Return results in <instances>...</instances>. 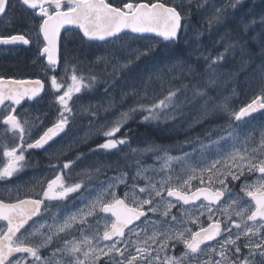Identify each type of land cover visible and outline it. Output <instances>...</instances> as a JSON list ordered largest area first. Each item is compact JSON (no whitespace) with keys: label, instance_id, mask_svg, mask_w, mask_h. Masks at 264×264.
Listing matches in <instances>:
<instances>
[{"label":"snow or ice","instance_id":"snow-or-ice-1","mask_svg":"<svg viewBox=\"0 0 264 264\" xmlns=\"http://www.w3.org/2000/svg\"><path fill=\"white\" fill-rule=\"evenodd\" d=\"M16 3L20 6L19 13ZM16 3L0 0V16L9 17L10 23L21 27L15 34H0V45H36L34 63L46 61L43 70L55 97L57 113L47 127L44 126L47 113L34 117L26 113L21 118L17 106L40 99L46 81L0 75V125L18 140L11 147L0 143L3 158L0 180L23 172L28 166L26 151L45 149L61 136H68L78 118L89 120L83 126L88 131L84 136L74 137L66 150L102 137L103 142L89 150L93 154L118 152L124 146L130 148L127 133L117 136L137 114L144 122L175 123L184 119L186 107L200 104L204 120L224 114L228 124L207 130L203 135L208 143L199 137L186 140L184 143L192 151H182L180 155H170V149L162 146L130 148L131 154L139 156L162 153L156 156L161 161L159 168L144 166L137 159L133 176L129 177L117 166V175L98 180L113 166L96 162L95 167L83 173L87 181L67 185L61 173L41 189L42 198L17 196L10 202L0 199V221L5 222L0 227V264H264V125L259 126L258 141L253 134L255 128L252 132L243 130L255 113L264 111V31L251 34L253 26L264 27V12L258 21L252 17L242 28L227 29L215 42L222 45L223 51L215 56L197 57L205 64L200 83L173 87L178 80L197 76V67L190 57L176 55L173 49L185 41L193 10H204L209 0H119L118 3L115 0H16ZM241 6L242 0H228L219 8L213 6L212 14L206 18L209 30L226 27L229 10L236 11ZM72 26L81 34V41H102L111 46L105 55L96 56L93 61L95 65H103L98 73L77 74V64L71 63L77 57L72 55L74 50H67L70 37H63L65 51H61L62 30L68 32ZM148 33L155 34L159 40L131 47L137 39L144 38L139 34ZM202 35L197 30L194 39L199 41ZM160 43L162 48H158ZM251 44L259 51L254 52ZM229 56L234 64L224 71ZM142 58L154 61L152 69L146 76L139 75L137 83L128 85L127 76ZM62 59L64 74L58 77L55 73ZM49 72L53 74L48 76ZM241 75H246L244 83L249 86L253 80L257 81L258 94L238 110L231 107L230 97H225L223 103H215L209 92L218 86L221 78L239 85ZM121 80L129 90L122 88L117 100L111 90ZM97 85L104 87L106 100L80 104L75 110L74 97L79 99ZM128 99H133V105L120 112L110 126L108 122L93 123L101 111L116 109ZM34 132L39 134L27 142ZM213 132L217 133L215 139ZM196 154L199 158L194 160ZM210 155L215 158L209 159ZM74 163H64L63 169ZM251 176L257 178L249 182ZM94 178L98 185L89 192H95V196L84 208L65 216L59 223H56L59 216L52 217L53 224L39 222L43 214L51 215L45 201H64L71 194L87 189ZM237 182H240L239 193L235 191ZM121 186L128 189L123 196L116 191ZM16 191L19 193L20 189ZM173 209L178 212L174 213ZM89 218L92 224L88 223ZM73 229L79 232L78 237ZM69 235L72 238L66 239ZM37 239L38 243L32 242ZM57 241L62 243L54 246ZM178 246L183 250L177 255ZM49 248L52 249L49 255L43 256L42 250Z\"/></svg>","mask_w":264,"mask_h":264},{"label":"flooded vegetation","instance_id":"flooded-vegetation-1","mask_svg":"<svg viewBox=\"0 0 264 264\" xmlns=\"http://www.w3.org/2000/svg\"><path fill=\"white\" fill-rule=\"evenodd\" d=\"M245 1V0H243ZM13 3H16V0H13ZM17 13L20 11V6L16 3ZM31 15V13H29ZM37 23L39 21L37 20ZM21 27L19 24H13L9 22V17L0 16V34H15L17 31H20ZM73 29H70L68 32L62 31V40H61V51H65L63 37H70ZM76 30V29H74ZM42 39V37H41ZM91 43V42H90ZM96 43V42H95ZM70 42H67V50L70 51L72 47L69 46ZM77 51V50H76ZM36 45H12L4 46L0 45V75H3L6 78H15V79H45V91L41 94V98L35 102L25 101L22 102L20 106H17V113L24 118L27 113L29 117H34L47 113L45 119V127L50 125V122L56 118L57 105L54 103V100H42L47 96L49 82L46 80L45 76L42 74L41 61L36 60ZM30 58V62H27V59ZM45 61V60H44ZM46 63V61H45ZM250 102V100L248 101ZM247 102V103H248ZM245 103V104H247ZM75 104H77L75 102ZM244 104V105H245ZM243 105V106H244ZM75 109V108H74ZM264 114V111L255 113L253 118L260 117ZM2 118V117H0ZM86 119H77L76 124L84 125ZM74 128V127H73ZM42 131V129L40 130ZM72 131L68 136H61L56 140L55 143H52L50 146L45 149H33L25 152L26 159L28 161V166L26 169L21 172L19 175L14 176L8 180H0V199H5L6 202L14 201L17 196L20 199L30 197L33 199L42 198V188H46L47 182L51 179H54L57 174H63L64 182L67 185L74 184V164L69 169H63V164L68 161L77 162V166L83 165L82 167L88 169V159H86L89 153V143L86 145H79L72 150L64 149V143L69 141V137L72 135ZM39 132H34L31 139H28L27 142H32V139H35ZM215 139V138H213ZM18 140L12 138L11 133L2 125H0V143H6L8 146H14ZM85 154L82 158L77 159L80 154ZM181 154V153H180ZM76 158V160H75ZM3 158L0 154V166H2ZM254 176L249 177L253 178ZM81 178H84L82 176ZM240 183V182H237ZM19 188L20 191L17 193L16 189ZM236 188L239 186L236 184ZM8 190H11L9 192ZM75 196L71 194L69 198L64 201H45L47 205L48 212L51 215L45 214L48 218L52 219L53 216L62 214L66 210H71V206L74 205ZM177 209H174V211ZM44 215V214H43ZM42 215V216H43ZM42 216L39 218L41 221ZM37 219V218H34ZM31 223V222H30ZM5 222L0 221V227H4ZM206 226V225H205ZM28 226H26L27 228ZM29 231L31 229L29 228ZM78 231L73 229V234L76 235ZM63 235V234H62ZM66 239H71L72 236H66ZM62 241H57L54 246H59ZM51 251L52 249H47ZM182 246H178L176 249V254L178 255L182 251Z\"/></svg>","mask_w":264,"mask_h":264},{"label":"trees","instance_id":"trees-1","mask_svg":"<svg viewBox=\"0 0 264 264\" xmlns=\"http://www.w3.org/2000/svg\"><path fill=\"white\" fill-rule=\"evenodd\" d=\"M243 2V1H242ZM248 4V3H244ZM263 8V9H261ZM263 10V11H262ZM264 12V0H254L251 8L238 9L234 12L228 13V24L226 27H213L211 30L207 31L206 23L202 22L199 18H196L193 14L191 15V24L195 23L203 29V35L200 40V46L202 48L201 54L197 53V57L200 56H215L217 53L223 51L222 45H217L215 42L219 40L220 36L227 29H237L242 28L243 24L247 22V19L255 17L257 21L259 20L260 14ZM251 31L252 35H257L261 31H264V27L253 26ZM191 35L190 29L187 33V37ZM181 41L178 46L177 54H184V49H182ZM187 45H189L187 43ZM254 52H258L259 48L255 44L250 45ZM187 57H190L191 62L197 67V76L191 80H186L182 84H192L195 85L201 82V77L204 72L205 64L203 59L197 60L196 55L190 56L186 53ZM238 60L239 57L237 56ZM259 61L257 60V63ZM234 61L231 56L228 58V62L224 65L223 70L227 71L232 68ZM243 75L240 76L239 80H242ZM239 85L230 83L226 78H221V82L218 86L209 92V95L215 98V103H223L225 97H230V104L232 108H235L237 103L240 101L243 95H247V90L245 88H240ZM103 86L96 87V90H100ZM235 88V95H233V89ZM189 99L192 96L191 91L187 93ZM181 100L184 99L183 96L180 97ZM128 101V100H127ZM147 103V101H143ZM202 104L203 101H200ZM125 104L121 105V108L126 111L129 107H124ZM185 117L183 120L173 122H144L142 116L137 114L133 119L129 120L128 123L121 129L118 134V138L128 134V139L130 140V148L145 149L149 146H162L170 149V154H180L182 151L186 152L192 147H189L184 142L186 140H194L196 138L204 139V133L213 128H218L223 125L228 124V119L224 114H218L215 118L204 120L201 116L200 104H192L184 109ZM117 118V115H116ZM217 133L213 132L212 139L216 138ZM99 139L95 138L89 143V149H91L95 144H97ZM130 148L128 146L122 147L121 151H113L110 154L104 152L90 153V156H97L98 162L103 164H111L112 169L108 170L106 175L114 174L116 172V167L118 166L122 171L129 174H133L136 169V160L140 159L142 164L149 163L157 155L162 153H146L143 156L133 155L130 153ZM145 158V159H144ZM93 167L92 160L89 163V168Z\"/></svg>","mask_w":264,"mask_h":264},{"label":"rangeland","instance_id":"rangeland-1","mask_svg":"<svg viewBox=\"0 0 264 264\" xmlns=\"http://www.w3.org/2000/svg\"><path fill=\"white\" fill-rule=\"evenodd\" d=\"M253 1L254 0L243 1L242 6L239 9L251 8ZM115 2L118 3L119 0H115ZM227 2H228V0H209V4L207 5V7L204 10H201V11L193 10L192 14L194 16H196V18H199L202 22L206 23V18L212 14L213 6L219 8V7H222L225 4H227ZM244 3H248V4H244ZM229 12H234V11L229 10ZM206 25H207V23H206ZM74 29L72 30V33L70 35V39L68 42H70L69 46L72 47L70 49V51L74 50V51H72V55L76 56L77 59L72 60L71 63L77 64V74L78 75L83 74V75L87 76L89 74L98 73L102 69L103 65H95V64H93V61L95 60L96 56L105 55V50L110 48L111 46L106 45L104 43H90L86 40L81 41V39H80L81 34L79 33V31L77 29L76 30H74ZM197 30L199 32L203 33V29L200 28L196 24V22L192 23L191 27H190L191 35L189 37L185 38V41H183V43L181 45L182 49H184V51H185L183 54L185 57H187L186 53L189 54L190 56L196 55V58H197L198 52H199L198 55L201 54V50H202V48L200 46L201 38L199 39V41H196L194 39ZM208 30H209V28L207 25V31ZM68 36L69 35H67V37ZM143 37H144L143 39H137L135 42H133L131 44V47L137 48V47H141L144 44L149 43V42L156 43V41L159 40V38L155 37V36H143ZM125 39L127 40L128 38H125ZM187 43L189 45H187ZM162 47H163V43H160L158 45V48H162ZM173 52H174V54L178 55L177 54V52H178L177 48L173 49ZM27 62H30V58L27 59ZM153 63H154V61L150 58H142L137 63V65H135L133 67L130 74L127 76V78H126L127 84L131 85L133 83H137L138 81L136 78L141 74H144L146 76L148 74V72L152 69ZM44 64H45V61L42 60L40 65H41V69H42V74L45 76V73L43 70ZM110 70L111 69H109V71ZM52 74L53 73L49 72L48 76H50ZM55 74L58 77L62 76L64 74V61H63V59L61 60L58 71ZM68 75L70 76L71 72H69ZM246 78H247L246 75H243L242 80H240V83H241L240 88H245L247 90V95L246 96L243 95V97H241L240 101L237 103V105L235 106L234 109L238 110L245 103H247L249 100H251L256 94H258V83H257V81L253 80V82L251 83V86H249V84L244 83ZM186 80L187 79L182 80V81L178 80V81L174 82L173 87H178L182 82H184ZM99 86L100 85H97V87H99ZM153 87H157V90L159 91L157 85L154 84ZM122 88H124V90H129L128 88L125 87V81L124 80H121L120 83L117 85V87L111 90L112 94L115 95L117 100H119V98H120V90ZM165 91H166V88H165ZM149 94L151 95V93H149ZM42 100H51V101L55 100V97L49 88H48L47 96L45 98H43ZM105 100H106V97L104 96V87L101 88L100 90L94 89L92 91L83 93L79 99H76V97H74V101L77 103L74 105V108H75V110H78L80 104H84V105H87L89 103L97 104V103L104 102ZM133 103H134L133 99H128V101L126 100L124 102V104H125L124 107H126V108L130 107L133 105ZM122 111H124V110L121 108V105H119L116 109H113L109 112L101 111L99 113L98 117L93 121V123L104 124L105 122H108V124L110 126L111 122L116 119V115L118 116L119 113ZM88 123H89V120L86 119L84 121V125L76 124L74 126L72 135L69 137V141L64 143V149H66L67 146L72 143L74 137L84 136L85 132L88 131V129H87V127H83V126H86ZM262 125H264V114L260 117H257V118L255 117V118L250 119L247 122L246 126L243 127V130L248 131V132H252L253 129L255 128L256 130L254 131L253 134L255 135L256 140L258 141L259 140V132H260L259 126H262ZM95 138L99 139L97 144H100L103 142L102 137H94L90 141H92ZM208 142H209L208 140L204 141V143H208ZM97 144H95L91 149L95 148ZM78 146L79 145H76V146H74V148H76ZM194 146L198 147V145H194ZM191 151H192V148L186 152H191ZM170 155L175 156V155H180V154H170ZM86 157H87L86 159H88V164L92 160V165H93V167H95L96 162H98L97 156H93V155L90 156V154L88 153V156H86ZM198 158H199V154H196V156L194 157V160L198 159ZM208 158L213 159V158H215V156L210 155ZM75 160H76V158H75ZM77 164H78L77 162L74 163V171H73L74 183L81 182L82 180L87 181L88 178L83 175V173L87 169V167L84 168V167H82L83 165H81V164H80V166H77ZM160 164H161V161H157L156 156H155L151 162L145 163L143 165L144 166H154L156 168H159ZM88 169H89V166H88ZM175 170H176V172H179V166H176ZM135 172H136V169L134 170L133 174H131L130 176L128 174V176L129 177L133 176L135 174ZM115 175H117V173H114L111 175L110 174L109 175H101L98 178V180H105L107 177H111V176H115ZM82 176H84V178H81ZM256 178L257 177L254 176L253 178H250L248 180H249V182H251V181L255 180ZM98 180H96L94 178L93 182L88 184L87 189L73 194L75 196V200H74L75 203L73 206H71L72 209L66 210L62 214L57 215V216H59V220L56 221V223L61 222L65 216L72 214V213H75L78 209L85 207V205L89 202V200L95 196V192L90 193L89 189L96 187L98 185ZM128 183L129 184L132 183L131 179H129ZM138 183H140L141 186H143L142 182L138 181ZM193 183L196 184L197 182L194 181ZM237 185L239 186V183H237ZM116 191H117L118 195L123 196L124 192L128 191V189L121 186ZM235 191L237 193H239L240 192V186H239V188H236ZM1 192H2V189H0V193ZM85 198H87V199H85ZM173 212L177 213L178 209L175 211L173 209ZM149 216H150V218H154L151 216V214H149ZM44 221H47L48 224H53V222H54L53 219L48 218L45 214L42 216L40 222H44ZM88 223L89 224L93 223L92 218H89ZM102 230L103 229L101 228V231ZM76 236L77 237L79 236V232H77ZM32 242L38 243L39 240L37 239V240H34ZM49 253H50L49 250H42V255L45 257H47L49 255Z\"/></svg>","mask_w":264,"mask_h":264},{"label":"water","instance_id":"water-1","mask_svg":"<svg viewBox=\"0 0 264 264\" xmlns=\"http://www.w3.org/2000/svg\"><path fill=\"white\" fill-rule=\"evenodd\" d=\"M75 27L74 26H72L71 27V29H74ZM63 31V30H62ZM140 36H155V34H153V33H148V34H139ZM94 42H99V43H101L102 41H94Z\"/></svg>","mask_w":264,"mask_h":264},{"label":"bare ground","instance_id":"bare-ground-1","mask_svg":"<svg viewBox=\"0 0 264 264\" xmlns=\"http://www.w3.org/2000/svg\"><path fill=\"white\" fill-rule=\"evenodd\" d=\"M261 9H263V8H261ZM263 11V10H262ZM85 47V46H84ZM145 159V158H144ZM111 175V174H110Z\"/></svg>","mask_w":264,"mask_h":264}]
</instances>
